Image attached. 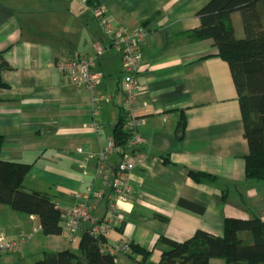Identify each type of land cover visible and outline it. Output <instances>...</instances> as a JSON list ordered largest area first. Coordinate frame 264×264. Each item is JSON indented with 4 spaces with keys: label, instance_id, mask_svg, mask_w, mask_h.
Wrapping results in <instances>:
<instances>
[{
    "label": "crops",
    "instance_id": "crops-1",
    "mask_svg": "<svg viewBox=\"0 0 264 264\" xmlns=\"http://www.w3.org/2000/svg\"><path fill=\"white\" fill-rule=\"evenodd\" d=\"M91 1L103 5L113 25L145 31L134 103L144 142L129 153L141 157L128 173L131 192L118 205L122 224L104 238L105 246L132 243L149 252L147 261L157 262L167 249L160 238L181 242L197 230L221 236L226 218L264 221V181L244 176L248 146L230 68L211 40L186 35L199 25L195 13L209 0ZM231 21L235 36L243 37L240 13L233 12ZM0 51L7 65L0 71L6 85L0 88V158L28 164L23 189L46 194L66 210L86 185L101 186L97 155L123 116L120 55L79 0H0ZM89 55H97L94 69L101 74L94 90L76 86L59 70L61 62ZM119 159L113 153L108 161ZM186 168L212 179L196 182ZM90 207L98 221L106 198ZM87 226L80 224L70 242L63 231L34 232L35 215L0 204V237L22 238L20 250L0 256V264H33L43 252H77ZM114 260L129 264L126 253ZM208 264L225 262L211 258Z\"/></svg>",
    "mask_w": 264,
    "mask_h": 264
},
{
    "label": "trees",
    "instance_id": "trees-1",
    "mask_svg": "<svg viewBox=\"0 0 264 264\" xmlns=\"http://www.w3.org/2000/svg\"><path fill=\"white\" fill-rule=\"evenodd\" d=\"M233 12L241 15L244 30L241 38L234 34ZM195 14L199 25L187 31V37L193 41L211 40L217 49L216 56L228 64L236 87L243 136L248 146L244 176L264 181V0H209ZM1 55L0 51V71L7 67ZM4 87L0 79V88ZM123 122L120 116L112 132L119 145L126 139ZM184 127L182 115L176 127L178 137L182 136ZM1 142L0 137V147ZM28 166L0 158V204L35 215L43 235H58L62 225L61 210L56 203L46 194L23 189ZM185 172L196 182L212 179L204 172L188 168ZM179 203L192 208L184 201ZM160 241L167 249L161 252L157 262L147 261L149 252L130 243L129 264H208L211 258H220L225 264H264V221L254 215L248 219L226 218L221 236L197 230L181 242L165 238ZM104 243V238L84 232L77 252L70 249L43 252L33 264H115L114 256L103 249Z\"/></svg>",
    "mask_w": 264,
    "mask_h": 264
},
{
    "label": "built area",
    "instance_id": "built-area-1",
    "mask_svg": "<svg viewBox=\"0 0 264 264\" xmlns=\"http://www.w3.org/2000/svg\"><path fill=\"white\" fill-rule=\"evenodd\" d=\"M88 5L92 18L102 29L103 33L110 39L111 46L120 55L122 68L123 101V131L126 133L125 142L116 144L113 136L105 139L97 155L95 177L101 181V186L88 184L83 191L74 195V204L61 211L60 217L62 231L70 242L79 229L80 224L88 223L85 232L92 237L105 238L112 230L122 224V217L119 211V203L126 199L130 192L128 184V173L136 166L141 154L130 156L140 146L144 139L137 133L136 129L141 120L134 116L135 98L139 90L137 73L142 58L141 44L144 38V29L129 28L127 26L113 25L101 4L93 3L91 0H79ZM97 55L79 56L71 58L59 64L60 72L68 77L76 86H86L94 90L101 83V74L94 67ZM99 94L97 91L92 94L93 113L99 110ZM120 155L119 161L111 165L108 158L111 154ZM106 198V210L98 221L92 220L91 201H101ZM36 227L34 232L39 231ZM22 245L21 235L18 239H5L0 237V256L16 253ZM105 251L116 256L120 253H130L129 243L113 242L104 246Z\"/></svg>",
    "mask_w": 264,
    "mask_h": 264
}]
</instances>
